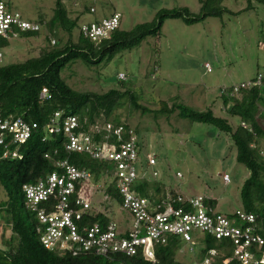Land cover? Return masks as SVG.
Wrapping results in <instances>:
<instances>
[{
  "label": "rangeland",
  "instance_id": "374dc122",
  "mask_svg": "<svg viewBox=\"0 0 264 264\" xmlns=\"http://www.w3.org/2000/svg\"><path fill=\"white\" fill-rule=\"evenodd\" d=\"M63 2L72 18L80 15L75 39L81 24L110 16L115 11L122 14L121 29L124 30L153 20L163 8L188 7L196 14L201 11L199 0ZM222 4L232 13L208 16L192 25L180 18L167 19L159 35L148 36L139 45L100 64L74 60L66 66L62 76L80 91L104 93L111 88L129 89L138 97L139 104L149 109L144 112L127 100L116 111L122 121L136 128L144 164L148 155L156 158L155 165L146 167L151 177L149 192L154 194L163 186L170 195L172 192L186 197L203 195L217 199L216 210L231 213L242 208L241 188L250 171L237 161V148L230 135L212 124L180 117L178 111L171 116L155 112L161 101L169 105L177 101L198 111L212 108L215 115L228 119L233 127L240 124V118L231 116L224 107L221 88L248 81L257 72L264 71V3L223 0ZM11 5L24 18H42L44 24L39 35L13 37L1 45L4 58L0 64L19 63L41 54L47 45L46 37L50 35L46 22L54 14L56 0H11ZM91 5L96 7L95 14L88 10ZM57 32V37L51 36L53 45V39L65 43L69 38L66 31L58 29ZM206 64L211 66V72L207 71ZM119 73H124L126 78L120 79ZM259 148L264 158V141ZM153 171L158 172L156 178L151 176ZM225 174L229 182L224 180ZM97 183L95 185L94 180L88 183L87 197L116 222L120 232L130 229L131 215L122 208L121 201L105 190L110 182L100 180ZM6 198V190L0 185V202ZM0 226L5 228L6 236L11 234L1 212ZM193 234L199 235L196 242H182L177 251V258L184 263L204 257L203 234Z\"/></svg>",
  "mask_w": 264,
  "mask_h": 264
},
{
  "label": "trees",
  "instance_id": "16d2710c",
  "mask_svg": "<svg viewBox=\"0 0 264 264\" xmlns=\"http://www.w3.org/2000/svg\"><path fill=\"white\" fill-rule=\"evenodd\" d=\"M247 1L251 4L252 0ZM256 1L264 3V0ZM199 2V14L193 13L188 7L163 8L153 20L140 23L130 30L121 29L120 26L110 39L95 42L85 37L80 27L77 39L74 38L80 15L72 18L63 0H56L54 14L46 22L50 35L46 37L47 45L41 54L19 63L0 64V114L20 116L28 121H36L42 126L50 121L56 111H61L64 116H77L83 131H89L92 124L102 121L103 116L108 122L124 125L127 131L134 128L127 121H122L116 111L127 100L133 107L142 108L144 112L149 111L139 104L135 93L129 89L122 91V87L111 88L104 93L80 91L68 84L62 76L63 70L69 63L78 59L87 64L108 61L119 52L139 45L148 36L159 35L167 19L180 18L186 24L192 25L208 16L219 17L223 13L231 12L222 4L223 0ZM39 21L44 22L42 18ZM58 29L66 31L69 38L65 43H62L61 39H53V45L51 36L57 37ZM39 34L40 32H26L23 35L30 37ZM6 41L7 39L0 37V46ZM229 87L221 88V97L228 113L240 118L241 122L237 127H233L228 119L215 115L212 108L198 111L177 101L172 105L161 101L160 108L155 112L171 116L178 111L180 117L190 118L193 122L212 124L228 133L237 148V161L250 171V176L241 188L242 207L248 212L264 216V158L259 148L264 141V92L260 87H253L231 95ZM43 88L48 89L49 97H41ZM134 132L138 135L136 128ZM42 138L43 132H39L22 144L19 149L20 158L0 161V185L7 193V198L0 202V212L11 229V234L6 236L5 228L0 226V264H111L107 259L93 253L75 256L49 250L42 244L37 231L36 214L26 206L23 185L34 183L59 170L55 163L58 160L68 159L79 168L91 170L96 182L104 178V172L110 167L106 162L94 160L88 154L69 153L65 148L63 134L48 138L47 141ZM46 154H51L52 157L48 158ZM150 184L151 182L145 180L139 191L152 199L156 196H166V187L159 186L152 194L149 192ZM105 190L111 197L121 201L113 185H109ZM206 203L215 208L218 201L207 198ZM88 219L90 223L99 221L104 224L109 221L103 213ZM205 242L207 245L203 250L204 257L208 249L220 250L224 244L210 236L205 238ZM179 245V239L173 238L168 244L157 247L154 260L146 259L141 254L130 257L116 256L115 260H123L125 264H188L177 258ZM231 256L228 251L222 258L231 259ZM229 264L240 263L231 259Z\"/></svg>",
  "mask_w": 264,
  "mask_h": 264
},
{
  "label": "built area",
  "instance_id": "2783aa9c",
  "mask_svg": "<svg viewBox=\"0 0 264 264\" xmlns=\"http://www.w3.org/2000/svg\"><path fill=\"white\" fill-rule=\"evenodd\" d=\"M89 9L91 14L97 12L94 5ZM121 21L122 14L115 11L110 16L81 24L80 31L85 37L99 42L110 39L120 28ZM43 24L24 18L12 8L11 0H0V37L9 40L26 32H40ZM3 58L0 51V62ZM206 69L212 71L209 64ZM118 76L126 78L124 73ZM253 87H260L264 92V71L257 72L248 81L230 86L229 93L237 95L243 89ZM49 96L48 89L43 88L41 97ZM39 132H43V141L63 134L69 153H85L109 164L101 180H108L109 185L117 189L122 208L133 219L131 228L122 232L110 219L104 224L90 223L88 217L98 213L108 218V214L97 209L86 195L88 183L95 181L93 172L71 164L68 159L58 160L55 163L59 170L23 185L27 207L36 214L37 231L45 248L75 256L93 253L111 264H125L123 260L116 261L115 257L141 254L154 260L157 247L168 244L173 238H178L180 243L194 244L199 235L193 233L199 232L204 241L210 236L224 244L220 250L208 249L204 258L188 264H229L231 259L240 264L264 263V216L261 214L248 212L243 207L231 213L220 212L209 206L203 195L186 197L176 193L152 199L139 191L145 180L151 181L146 167L155 165L156 158L148 155L144 164L134 128L127 131L124 125L108 122L103 116L102 121L92 124L89 131H83L77 116H64L61 111H56L42 126L20 116L0 114V161L20 158V146ZM46 157L52 155L46 154ZM151 176L156 178L158 172L153 171ZM224 180L230 181L227 174ZM228 251L231 259L222 258Z\"/></svg>",
  "mask_w": 264,
  "mask_h": 264
}]
</instances>
